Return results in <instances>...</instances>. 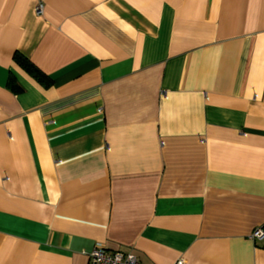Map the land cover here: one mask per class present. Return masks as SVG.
Instances as JSON below:
<instances>
[{"label":"crops","instance_id":"crops-1","mask_svg":"<svg viewBox=\"0 0 264 264\" xmlns=\"http://www.w3.org/2000/svg\"><path fill=\"white\" fill-rule=\"evenodd\" d=\"M257 227L264 0H0V264H264Z\"/></svg>","mask_w":264,"mask_h":264},{"label":"built area","instance_id":"built-area-1","mask_svg":"<svg viewBox=\"0 0 264 264\" xmlns=\"http://www.w3.org/2000/svg\"><path fill=\"white\" fill-rule=\"evenodd\" d=\"M41 11V6L37 7ZM252 240L264 239V227L255 228L249 235ZM89 264H142L141 260L130 252L121 250L106 251L105 248L97 244L91 252L87 254ZM174 264H186L182 258L177 259Z\"/></svg>","mask_w":264,"mask_h":264},{"label":"trees","instance_id":"trees-1","mask_svg":"<svg viewBox=\"0 0 264 264\" xmlns=\"http://www.w3.org/2000/svg\"><path fill=\"white\" fill-rule=\"evenodd\" d=\"M14 61L35 81L38 83L48 86L51 84V80L38 68H36L26 57L22 54L15 52L13 55Z\"/></svg>","mask_w":264,"mask_h":264}]
</instances>
